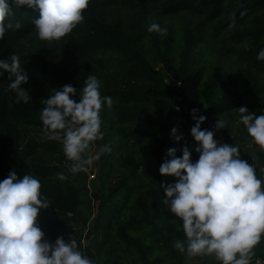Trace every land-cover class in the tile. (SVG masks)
Returning a JSON list of instances; mask_svg holds the SVG:
<instances>
[{"label": "trees", "instance_id": "obj_1", "mask_svg": "<svg viewBox=\"0 0 264 264\" xmlns=\"http://www.w3.org/2000/svg\"><path fill=\"white\" fill-rule=\"evenodd\" d=\"M11 7L10 19L22 26L0 40V59L19 55L32 100L17 104L16 94L8 90L11 73L0 75V181L13 170L20 177L32 174L58 213L79 212L80 188L68 177L57 178L65 172L59 164L29 157L35 145L23 147L22 127L42 130L41 100L52 89L71 84L78 102L79 89L92 74L101 81V95L113 99L111 109L105 105L101 110L103 139L95 142L98 149L107 144L112 151L99 162L113 159L124 171L118 186L99 203L95 228L108 219L119 251L134 256L126 258V264H218L206 256L190 260L174 247L184 233L161 203L165 193L159 185L176 178L162 176L159 167L168 148H182L191 138L184 118L192 109L207 117L201 125L205 130L216 116L238 110L248 96L264 93V61L256 59L264 48V0H90L84 21L59 41L38 39L32 24L37 10ZM183 14L201 20L183 29L180 43L173 32L161 36L147 31L150 17ZM208 33L227 34L232 45L225 50L238 60V69L207 67L203 49ZM256 105L264 112L263 99ZM174 127L184 137L179 143L171 139ZM231 133L225 127L224 142ZM241 140L247 145L245 153L240 149L241 159L262 165L264 153L245 128Z\"/></svg>", "mask_w": 264, "mask_h": 264}, {"label": "clouds", "instance_id": "obj_2", "mask_svg": "<svg viewBox=\"0 0 264 264\" xmlns=\"http://www.w3.org/2000/svg\"><path fill=\"white\" fill-rule=\"evenodd\" d=\"M90 0H0V40L6 32L19 30V21H13L12 4L27 5L38 11L32 24L38 39L59 41L69 35L84 19ZM149 33L166 34V29L151 21ZM256 59L264 61V48ZM9 76L8 90L16 94V103L28 104L32 97L24 85L28 75L18 54L0 59V75ZM101 81L90 74L79 89L71 84L52 89L41 100L39 119L44 136L63 146L69 171L75 175L87 171L101 155L112 151L102 145L93 152L96 141L103 139L101 110L113 106L110 96L101 95ZM177 107V111H179ZM239 123L244 126L253 143L264 150V113L257 115L247 107H239ZM191 115L196 121L190 134L196 142L198 159L193 162L192 151L185 144L171 147L159 167L165 177H175V182H162L165 196L161 203L180 221L179 230L184 237L174 242V247L188 259L214 256L218 264H251L254 249L264 237V181L258 178L253 164L241 159L240 149L220 144L215 132L202 130L204 115ZM227 126L218 118L216 130ZM171 139L179 143L184 139L177 128L171 130ZM182 155L178 156L177 153ZM61 181L67 177L58 173ZM41 181L32 174L18 176L15 170L0 181V264H93L80 250V242L69 235L68 241L58 237L55 243L45 239L38 217L50 201L42 194Z\"/></svg>", "mask_w": 264, "mask_h": 264}, {"label": "rangeland", "instance_id": "obj_3", "mask_svg": "<svg viewBox=\"0 0 264 264\" xmlns=\"http://www.w3.org/2000/svg\"><path fill=\"white\" fill-rule=\"evenodd\" d=\"M200 20L201 17L194 18L187 14L172 18H156L153 16L147 20V26L151 21L159 23L162 28L166 29V34L163 36L173 32L180 43L183 29L186 26L194 27ZM227 39V34L221 33L214 36L212 33H208L203 49L207 67L223 68L224 70L238 69V60L225 50L226 46L232 45L231 41ZM262 99L264 100V93L261 96H248L242 107H247L250 112L259 115L261 113L257 109L256 102ZM219 117L227 122V126L232 131L228 135L227 143L224 142L225 128L220 130L214 128ZM206 129L215 132V139L220 144L226 143L230 146L236 144L242 150V153L246 152L247 145L245 146V142L241 140L244 126L239 123L238 110L216 116L210 121ZM22 136L23 147L26 148L30 143L35 145L29 155L31 159L48 165L59 164L65 171L64 175L68 177L70 182L78 186L81 192V207L76 215L63 216L56 211L52 201H50L48 209L40 211L38 220L42 231L45 233V239L50 243H55L58 237L62 236L66 240L69 235L73 236L78 243L80 242V250L93 261V264H126V258L128 257H132L134 260L132 253L119 251L120 247L108 230V219L104 217L100 228H95L97 217L100 215L98 211L99 203L118 186L123 177L124 171L116 165L115 161L110 159L99 162L98 160L87 171L73 175L69 171L72 162L67 160L60 142L48 140L43 131L37 127H22ZM258 149H260L259 146ZM98 151V147L94 144L93 152ZM197 159H193V162ZM97 196L101 198L99 199ZM90 232L91 234H89ZM254 252L255 257L264 256V237H262L260 244L255 247ZM206 258L216 262L214 256H206ZM189 261L187 262L191 263ZM195 262L197 263L199 260L196 259ZM139 264L142 263L139 261Z\"/></svg>", "mask_w": 264, "mask_h": 264}, {"label": "built area", "instance_id": "obj_4", "mask_svg": "<svg viewBox=\"0 0 264 264\" xmlns=\"http://www.w3.org/2000/svg\"><path fill=\"white\" fill-rule=\"evenodd\" d=\"M184 123L188 124L189 127H193L194 124L196 123L195 120H193L192 115L189 114L188 117L184 118ZM187 146L189 147V149L192 151L193 155L192 158L193 159H197L199 154L195 152V147H196V142L194 141V138L191 136V138L188 140L187 142ZM264 153V150H262ZM253 164V163H252ZM250 164V165H252ZM254 168L256 169V174L258 176V178H260L262 181H264V161L262 163V165L257 166L255 164H253ZM251 264H264V256H256L254 257V259H252Z\"/></svg>", "mask_w": 264, "mask_h": 264}, {"label": "crops", "instance_id": "obj_5", "mask_svg": "<svg viewBox=\"0 0 264 264\" xmlns=\"http://www.w3.org/2000/svg\"><path fill=\"white\" fill-rule=\"evenodd\" d=\"M257 247V246H256ZM254 257H255V255L253 256V258L252 259H254Z\"/></svg>", "mask_w": 264, "mask_h": 264}]
</instances>
